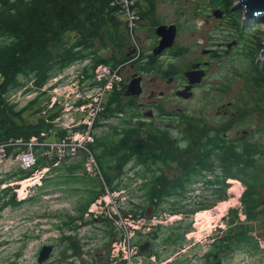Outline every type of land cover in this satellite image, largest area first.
<instances>
[{
    "label": "rangeland",
    "instance_id": "obj_1",
    "mask_svg": "<svg viewBox=\"0 0 264 264\" xmlns=\"http://www.w3.org/2000/svg\"><path fill=\"white\" fill-rule=\"evenodd\" d=\"M11 1L10 7L15 2L20 4V0ZM153 1L155 8L151 13L145 0H139V3L135 0L138 7L142 4L140 15L144 16L135 31V39L131 38L121 12L114 14V20L96 25L92 21L87 22L86 34L78 30L67 32L63 39L66 44L60 51L53 52L54 57L69 60L67 53L80 49H73V45L91 37L96 30L108 39V44L104 45L100 37H94L95 47L93 51L83 50L86 55L83 60H76L64 68L55 65L37 75L31 74L27 79L26 76L20 77L24 84L10 91L9 100L23 108L35 99L32 107L24 111L26 119L37 123L39 119L46 118L49 120L45 121L46 126L52 131L49 129L31 140L34 143L42 141L37 143L39 149L42 147L41 151L47 147V152L59 150L57 153L61 155L75 146L85 149L95 135L99 144L119 145L127 134L137 135L138 128L143 125L149 128L148 122L153 121L165 130L170 140L166 163L155 165L162 171L145 174L141 157L134 159L130 151L124 152L131 154V158L124 162L108 159L109 175L119 179L120 183L111 185L105 179L102 188L98 187L100 194L88 204L87 193L73 192L71 187H80L81 184L70 183L66 169L81 159L86 162L89 176H101L102 170L92 151L88 154L90 159H85L80 150L77 155L70 154L54 164L49 157V171L48 167H43L22 178L27 167L22 153L33 148L23 152L11 146L8 152L7 144L0 141V264H112L115 219L122 232L127 229L125 238H118L116 245L118 264H128L129 243L133 247L138 245L142 233L155 225L159 228L162 225L161 237L165 242L169 241L167 235L173 234V241L180 238L185 242L186 248L182 252L189 247L195 255L192 261L189 256H184L175 264L214 261L215 252L211 248L220 241L224 243V250H221L223 253L218 252V257L223 264H264V16L249 20L245 17L246 10L244 13V9L237 8L239 0H228L230 5L221 6L212 0ZM229 6L231 11L226 8ZM225 8L230 15L223 13L225 16H218L217 13ZM114 23L128 39L120 54L118 46L110 42L115 32ZM160 24H175L179 31L176 47L158 58V71L143 74L149 89H155L157 95L161 90L165 91L164 96L156 98L163 108L158 111L147 104V92L142 96L133 95L135 97L125 95L126 86L132 81L127 76L136 71L132 64L138 59L135 60L137 55L128 56L125 49L131 45V48H137L138 53L140 50L148 53L158 38L156 29ZM37 27L41 30L36 31L34 37L36 44H40L47 37L42 35L43 27ZM205 49L212 51L205 53ZM95 52L109 60L110 65L114 56L123 62L116 68L110 66L111 71L107 65L110 72L101 63L95 68L98 62L94 60ZM40 54L47 55L41 50ZM35 59L44 62L39 56ZM198 60L209 61L206 79L196 90L194 98L176 96L175 89L182 85L179 79L181 70ZM24 61L32 65V58ZM168 63L174 65L167 66ZM173 68L178 74L174 82L168 84L163 70L172 71ZM161 75L165 78L161 79ZM2 78L0 75V81ZM152 79H157V83L151 86L152 81H148ZM223 103L224 117L218 114ZM150 108L154 118L145 115ZM223 119L224 130L220 128ZM63 132L67 135L73 132V135L61 138ZM223 134L224 157L226 150L233 147L234 151H240L242 147L253 148L255 155L251 166H240L242 172L233 170L240 177H226L224 197H219L220 191L216 190L221 188L205 182L223 175L220 151L213 146L211 157L201 172L190 151L199 145L196 141L212 138L220 141ZM175 144L179 147L178 158L169 161ZM82 170L77 169L75 173ZM160 172L166 181L176 179L178 184H142L143 177H153ZM254 177L257 183L250 193L254 200L249 196L248 201L242 200L248 183ZM187 180L192 182L185 183ZM198 180L205 182L196 183ZM160 193L166 195L159 196ZM228 203L229 207L222 209ZM152 205L154 215L146 222L142 216ZM184 208L188 213L183 216L179 210ZM210 212L213 215L211 224L206 225L203 215ZM194 221L198 226L192 232L199 227L195 237H183V228ZM201 228L213 232L205 236ZM47 246L52 247L51 251L40 262Z\"/></svg>",
    "mask_w": 264,
    "mask_h": 264
},
{
    "label": "trees",
    "instance_id": "obj_2",
    "mask_svg": "<svg viewBox=\"0 0 264 264\" xmlns=\"http://www.w3.org/2000/svg\"><path fill=\"white\" fill-rule=\"evenodd\" d=\"M145 2L150 5V12L152 13L155 8L154 1L145 0ZM212 2L220 6L231 4L228 0H212ZM12 4L13 1L11 0H3L0 4V39L2 41L0 44V75L3 77L0 81V141H4L1 143L7 144L6 151L8 152L11 150V146L17 149L19 148L23 152L28 150L29 147H31V149L33 148L32 151L34 148L36 149L35 153L33 151L35 163L34 165L25 167V171L22 172V174H24L21 176L22 178L31 176L35 170L43 167H48L49 171V157L52 158L51 162L54 164L64 160V157L70 154L74 156L77 155L79 150L82 152L85 159L89 158L88 154L92 151L102 170L100 173L101 176H89L84 164L86 162L85 160L81 161V159L75 160L73 162L74 165L66 169L69 182L81 184L80 187L72 186L73 192H81V194L87 193V197L89 198L87 203L89 204L100 194L101 190L98 189V187L102 188L104 184L103 179L105 180V178L108 179L110 177V167L107 166V160L110 157L119 160L120 163L121 161L124 162L131 158V154L124 153L127 151H130L135 159L143 157L141 154L143 143L140 140L141 132L143 131L142 127L138 128L139 131L137 135L135 133L127 134L119 145L108 146L106 144H99V140L95 135L93 141L88 143L85 149H81L80 146H75L73 150H65L63 155L57 153L59 150L49 153L47 152V150H49L47 147H44L45 150L42 151V147L39 149L40 145L37 143L42 142L41 140L35 143L31 140L33 136H40L42 133L48 132L49 129L52 131V128H47L45 123V121L49 120L41 118L37 123H32L28 121L24 115V111L32 107L35 99L30 101L29 104L31 105L19 108L17 104L10 103L9 97L12 94L10 91L18 89L24 84L23 81L20 80V77L26 76L27 79V76H31V74L37 75L41 71L44 72L52 69L55 65H58L59 68H64L76 60H83L86 58L83 50L90 49L93 51L96 44V42H93L94 37H100L103 44L107 45L108 39H104V35L101 34L99 30H96L97 32L95 31L93 33L94 35L92 34L91 37L87 35L88 37L85 40H81L79 43L77 41L73 45V49L77 47L80 49L69 51L66 57L67 59L70 58L69 60H64L63 57H54L53 55V52L60 51L62 46L66 44L63 39L67 36V32L78 30L86 34L87 22L92 21L94 25H96L105 20H114L116 19L114 14H118L121 6L118 4V0H20V4L15 2L14 6L10 7ZM140 7L143 10L142 4H140ZM226 8L228 11L232 9L231 6ZM37 26L43 27L42 35L47 37V40L39 42L40 44H36L34 37L36 31L39 32L41 30ZM114 30V36L110 42L118 46V53L120 54L123 52V48L126 44L125 40L128 41V39L123 34L124 31L121 32L116 23H114ZM40 50L42 52L45 51L47 55L42 56ZM127 51L128 50L125 49V52ZM37 56L44 62L35 59ZM29 58H32V65L24 61V59L28 60ZM94 60L98 61L95 68L99 63L116 68L123 62L114 56V61L110 65V61L102 57L99 52H95ZM71 135H73V132L68 133V135L63 132L60 137H68ZM19 138H22L21 142L17 141ZM69 140L70 139H68L67 142H69ZM212 140L217 146H220V141L216 138H212ZM165 146H167V142H165ZM132 148L134 151H131ZM233 148L225 152L224 164L226 166L224 167V182L227 176L234 179L240 177L238 173L236 174L233 172L234 169H239L241 170L240 172H242V167L251 166L253 163L252 158L255 155L253 148L242 147L240 151H234ZM166 151L167 147L163 151V157ZM123 156H125V158H123ZM208 156H210V154ZM170 160H172V156L169 158V161ZM162 162H164V160H162ZM203 165L204 164H199L197 168L199 169ZM120 166L121 165H119V167ZM80 168L83 169L82 172L75 173V170ZM100 181H102V183H100ZM256 183L257 180L254 177L252 181L248 183V189L243 194L242 200L248 201V196L252 201L254 200L250 193L252 194L253 186H255ZM225 186H227V184H225ZM225 186L224 189L226 188Z\"/></svg>",
    "mask_w": 264,
    "mask_h": 264
},
{
    "label": "flooded vegetation",
    "instance_id": "obj_3",
    "mask_svg": "<svg viewBox=\"0 0 264 264\" xmlns=\"http://www.w3.org/2000/svg\"><path fill=\"white\" fill-rule=\"evenodd\" d=\"M138 8L140 9V12L142 13L143 12L142 8L141 7H138ZM219 12H222L220 17L225 16L226 14L228 16L230 15L229 12H227L226 8L223 9L222 11H219ZM140 16H141V19L144 18V16L142 14ZM140 22H139V24H140ZM178 31H179V27L177 26V33H178ZM176 38H177V36H176ZM160 40H161V37L158 35V38H157L154 46L149 50L148 53L146 51L143 52L141 50L138 53L137 48H135V47L131 48V45L127 46L128 56L131 57L132 55H134V56L137 55L135 60L138 58L136 63L132 64L133 68H135L136 71L133 73H130V75H128L127 78L129 79V81H131V80L133 81L138 76L141 78L140 84L142 86V92L138 96H142L143 94H146V92H147V97L149 98V101L147 102V104L150 107H155L158 111L162 110L163 108H162V105L160 104V102H158L159 100L156 98L164 96L165 91L161 90L159 95H157L155 89H149V86H147V82H145V80H144L143 74H150L152 72H157L158 71L157 63L160 62V59H158V58H160L164 54L167 55L168 51L171 48L176 47V45H177V41L175 39L172 46L165 48L164 50H162V52L155 53L154 52L155 48L160 43ZM211 51H212L211 49H205L204 50L205 53H211ZM132 60L134 61L133 58H131V61ZM173 65H174L173 63H168L167 66H173ZM207 65H209V61L198 60V61H194L191 64V67L186 68V69H182L181 70L182 77L179 78L182 80V85L175 89L176 96L182 97V96L178 95V92L185 91L186 93L192 94L189 98H194V96L196 94V90L204 82V80L206 79V77L208 75ZM189 72L193 73L192 77H190L188 75ZM163 73L168 77V84H172L174 82L175 78L177 77L176 74H178V73H176V70H174V68L172 71L165 69V70H163ZM165 75H161L160 76L161 79H164ZM192 78H194V79L199 78V80L198 81H191ZM151 81H152L151 86L153 84L157 83V79L149 80L148 83H150ZM126 87H128V86H126ZM187 87H190V88L188 90H186ZM125 95H126V93H125ZM126 96L135 97L133 95H126ZM218 114H221L224 117V103L219 107ZM145 115L149 116L150 118H154V116H155L152 108H150L149 111ZM145 124H146V122H145ZM143 126L145 128L142 127L143 131L141 132V139L140 140L143 143L142 149H141V154L143 155V157H141V159H142L141 161L145 165V168L143 169L145 171L144 173L145 174L150 173L151 171L154 173L157 170L162 171V169H160V167H157L155 165H162L163 163L166 162V157L168 158V155L170 153L168 150V147L170 145V140L168 138V135L163 128H161L159 125H157L153 121L148 122L149 128H147L145 125H143ZM220 128H222L224 130V119L221 121ZM165 142H167V146H165ZM195 143H198L199 145H196L194 147V149H192L190 151V154H191L193 160H196V166L197 167L199 166V164H204L203 166H201L198 169L200 172L207 165L208 160L211 157L208 155L212 153L213 146H215V148L220 151V154H221L220 158H221V166H222V174L223 175L221 177H218L216 180H207V182H205L204 180H202V181L198 180V181H196V183L205 182L209 186L218 185L221 189L216 190L217 192L220 191L217 196L224 197V185L227 183V182H224V134L220 138V146H217L215 142H212V139H205L202 141L200 139V140L196 141ZM166 147H167V151L163 157V151ZM178 154H179V147L175 144V148H174V151L172 154V156H173L172 160L176 161L175 159L178 158ZM123 158H125V156H123ZM110 159H112V158L110 157L109 160ZM162 160H164V162H162ZM152 165H154V167ZM117 166H119V164ZM106 180L111 185L120 183L119 179L111 177V176ZM141 180H142V184H144L146 186H152V185L161 186L164 183L175 184V185L178 184L175 181L176 179H173L174 181L170 180V179H169V182L166 181L164 178L161 177V172H160V174H155V175L153 174V177H147V176L143 177ZM104 181L105 180L103 179V182ZM190 182H192V180H187L185 183H190ZM217 192H216V194H217ZM158 195L159 196H165L166 194L160 193ZM195 206H197V205H194L193 207H195ZM195 209H197V207ZM202 209H208V208L203 207ZM186 211H187V208H184L183 210H179V212L182 213L183 216H184V214L186 215L188 213ZM193 211H196V210H193ZM153 213H154V211L152 212V215H154ZM192 214H194V213H192ZM152 215L146 216V211H145L142 217H143V219H146V222H147L148 219L152 218ZM116 222H117V220L115 219L113 222V227H112V231H113L112 237H113V241H114V244L112 246V259H111L112 264H118V256L116 255L117 254L116 245L119 242L118 238H123V237L125 238V235L127 234V229L125 230V233L122 232L120 230L119 225H117ZM197 226H198V223L196 225L195 221L192 222L191 224L185 226L183 228V231H182V236L183 237L188 236V238H191V236L195 237V234H196V232H198L199 227H198V230H196L195 232H192V231H194L193 229L196 228ZM150 227H151L150 230L148 228L147 231H145V232L142 231L143 233H142L141 240L139 241L138 245L133 247L129 243V247H128L129 261H128V264H175L178 259H180L184 256L185 257L189 256L191 261L195 257V255L190 252L189 247L187 249H185V251L182 252V250L184 248H186V244H184L185 242H181L180 238H178V241H173L174 240V236H172L173 234L167 235V240L172 241L173 243H170L169 241L165 242V238L161 237L162 225L160 226V228L158 225H155L154 227H152V226H150ZM200 231L202 234L204 233L205 236L211 235L213 232V230L211 232H209L208 228H203V229L201 228ZM134 235H136V232L134 233ZM175 239H176V237H175ZM141 246H142V250H141ZM214 246H216L218 248H215ZM214 246L211 249H213V252H215V258L216 259L214 261H208V262L205 260V262L203 264H218V263L223 264V262L221 261L222 259H219V257H218L219 256L218 252H220L221 250H224V243H222L220 241V242H217V244ZM170 254L173 257L171 259H168L171 257V256H169ZM180 264H183V263H180Z\"/></svg>",
    "mask_w": 264,
    "mask_h": 264
},
{
    "label": "water",
    "instance_id": "obj_4",
    "mask_svg": "<svg viewBox=\"0 0 264 264\" xmlns=\"http://www.w3.org/2000/svg\"><path fill=\"white\" fill-rule=\"evenodd\" d=\"M239 5L237 8L244 9V13L246 10V16L249 20H251L253 17L257 16H264V0H239ZM222 12L217 13L218 16H221ZM245 16V17H246ZM156 33L161 37L160 43L155 48V53L162 52L167 47H170L173 45L176 36H177V26L175 24H160L157 29ZM263 47H264V41H263ZM262 54L264 55V48L262 50ZM264 57V56H263ZM188 75L190 77L193 76L192 72H189ZM198 79L192 78L191 81H198ZM141 78L138 76L136 79H134L127 87L125 93L126 95H140L142 92V86L140 84ZM190 87H187L186 90H188ZM178 95L183 97H189L192 94L183 92H178ZM154 211V206L148 207L146 210V216H151L152 212ZM51 246H47L45 249V253L40 256V262L45 259V257L50 253ZM142 250V246H141Z\"/></svg>",
    "mask_w": 264,
    "mask_h": 264
},
{
    "label": "built area",
    "instance_id": "obj_5",
    "mask_svg": "<svg viewBox=\"0 0 264 264\" xmlns=\"http://www.w3.org/2000/svg\"><path fill=\"white\" fill-rule=\"evenodd\" d=\"M118 4L121 6L119 12H121L126 18V24L129 30L128 32L130 33L131 38L135 39V31L138 28V25L141 19L140 9L138 8L137 5H135V0H118ZM105 67L107 68L108 66L105 65ZM109 69L110 71L112 70L110 67ZM21 157H22L23 163L26 166L34 165L35 155L32 150L29 152L22 153Z\"/></svg>",
    "mask_w": 264,
    "mask_h": 264
},
{
    "label": "bare ground",
    "instance_id": "obj_6",
    "mask_svg": "<svg viewBox=\"0 0 264 264\" xmlns=\"http://www.w3.org/2000/svg\"><path fill=\"white\" fill-rule=\"evenodd\" d=\"M245 16H246V13H245ZM247 17V16H246ZM257 17H259V16H257ZM248 18V17H247ZM253 18H255V17H253ZM252 18V19H253ZM263 55V54H262ZM264 56V55H263ZM263 59H264V57H263ZM232 204V203H231ZM229 203L228 204H225V205H223L222 206V209L224 208V210H226L228 207H229ZM225 213H226V211H225ZM222 215V214H221ZM212 214H211V212L210 213H206L205 215H203V219L205 220V222H207V224L206 225H210L211 223H210V221L212 220ZM205 224V223H204Z\"/></svg>",
    "mask_w": 264,
    "mask_h": 264
},
{
    "label": "crops",
    "instance_id": "obj_7",
    "mask_svg": "<svg viewBox=\"0 0 264 264\" xmlns=\"http://www.w3.org/2000/svg\"><path fill=\"white\" fill-rule=\"evenodd\" d=\"M99 172H100V170H99Z\"/></svg>",
    "mask_w": 264,
    "mask_h": 264
}]
</instances>
